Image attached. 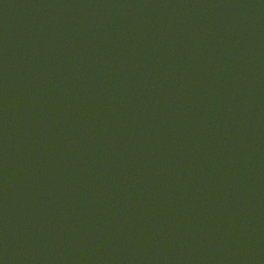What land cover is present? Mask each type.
<instances>
[{"label": "water", "instance_id": "obj_1", "mask_svg": "<svg viewBox=\"0 0 264 264\" xmlns=\"http://www.w3.org/2000/svg\"><path fill=\"white\" fill-rule=\"evenodd\" d=\"M0 264H264V0H0Z\"/></svg>", "mask_w": 264, "mask_h": 264}]
</instances>
